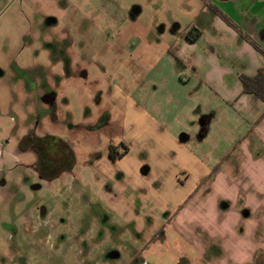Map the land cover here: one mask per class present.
<instances>
[{"label":"rangeland","instance_id":"rangeland-1","mask_svg":"<svg viewBox=\"0 0 264 264\" xmlns=\"http://www.w3.org/2000/svg\"><path fill=\"white\" fill-rule=\"evenodd\" d=\"M71 1L0 2V264H264V243L255 255L243 246L250 224L237 225L207 178L180 174L176 149L154 140L158 124L165 131L175 124L165 108L167 48L196 22L202 0H74L91 43L78 44L69 63L55 56L62 27L50 22L67 15ZM42 133L66 145L57 147L61 158L72 154L51 182L16 165H32L29 152L9 155L23 136ZM42 204L45 218L34 210ZM230 208L225 222L215 221L216 210ZM57 232L68 258L55 255ZM111 251L120 259L108 261Z\"/></svg>","mask_w":264,"mask_h":264},{"label":"crops","instance_id":"crops-1","mask_svg":"<svg viewBox=\"0 0 264 264\" xmlns=\"http://www.w3.org/2000/svg\"><path fill=\"white\" fill-rule=\"evenodd\" d=\"M202 2L196 22L167 48L173 74L164 81L165 91H169L165 108L172 116L169 122L173 119L175 124L167 131L158 124L154 140L162 142L163 148L176 149L173 157L178 160L180 174L207 178L211 192L219 191L216 202L233 208L235 223L250 224L241 235L243 246L257 248L258 241L264 243V228L259 224L264 221V105L243 94L239 76L253 77L261 69L264 72V0ZM207 4L219 9L232 26ZM192 27L199 32L194 42L187 38ZM153 106L154 111L159 109ZM124 153L123 157L128 151ZM144 173L148 175L150 169ZM223 187L234 189L235 194L226 197L221 193ZM230 210H216L215 221L221 225ZM92 254L90 250L87 255L91 261ZM243 254L245 257L249 252Z\"/></svg>","mask_w":264,"mask_h":264},{"label":"flooded vegetation","instance_id":"flooded-vegetation-1","mask_svg":"<svg viewBox=\"0 0 264 264\" xmlns=\"http://www.w3.org/2000/svg\"><path fill=\"white\" fill-rule=\"evenodd\" d=\"M58 2L63 3L64 0H57ZM69 3V2H68ZM72 4L69 5V10L67 13V15H64V17H62V19L51 20V24L53 27H62L61 28V32H60V38L58 39V43L60 44V46L57 47V51L55 50V56L57 57H61L66 58L65 56H67V61L70 63V59L72 58V56L74 55L75 57V50H76V46L78 44H82L83 47L89 45L91 43V35H90V28L88 29L87 27V22H80V18H78L77 15V10L74 7L76 2H74V0L71 1ZM71 7V8H70ZM64 8V7H63ZM89 24V22H88ZM81 25H86V26H81ZM66 29V32L63 33V31ZM63 45L67 46V49L64 50L63 49ZM80 55L82 54L83 56H86V49H81L79 51ZM76 69V68H75ZM80 75L81 77L85 78L86 77V71L85 70H81L80 71ZM44 101L45 104L50 105L51 107H55V99L54 97L51 96H46L44 97ZM103 116V113L101 114V117ZM103 125V124H102ZM40 138H46V141L48 142V145L45 146V148L43 149V147L41 146L40 142L42 139ZM57 140L55 135H51V134H47V133H42V134H32V135H26L23 136L21 138V140L19 141V143L16 145L15 149H12L10 151V157H14V154L16 153V151L19 152V154L21 155H26L27 152H29L32 156H35V161L32 165H23V163H17L16 165H18L19 167H25L26 171L29 172V175H32L31 177H34L40 181H47V182H51L53 180H56L59 178V176H62L67 170H62L63 168H66V164L63 161L59 160L60 157V153H58V149L56 147L52 148L49 146V143L52 141ZM41 146V148H40ZM52 146V145H51ZM51 148V149H47V148ZM17 155V154H16ZM40 158H44V159H49L54 165L52 167L54 172H59L56 176H54L51 179H45L42 174H48L49 170L47 168H45L44 164L42 162H40ZM42 161V160H41ZM30 181L28 183V189L30 188ZM31 190V189H30ZM32 190H39L38 184L34 185ZM23 203V202H22ZM24 209H27V204H25L23 206ZM36 212H38V216L41 218H45L48 214L47 212V208L46 206L42 205H36L35 209ZM41 210L43 211V215H41ZM56 238V241L62 245L59 246H55L57 247V256L59 257H63L68 258L69 254H73L72 252H70V250L68 249V247H65L66 243H62V241L65 242V238L63 233L61 232H57L54 236ZM67 242V241H66ZM69 243V242H68ZM50 249H53V247H51ZM69 250V251H68ZM85 250V248H84ZM84 250L80 253H86L84 252ZM66 252V254L64 253ZM88 255V254H87ZM108 259V261L111 262L112 261H117L120 259V254L118 252H114L111 251L109 254L106 255ZM103 262H107V261H103ZM97 263V261L95 262ZM85 264V263H84ZM131 264H137V262L133 263L131 262Z\"/></svg>","mask_w":264,"mask_h":264},{"label":"trees","instance_id":"trees-1","mask_svg":"<svg viewBox=\"0 0 264 264\" xmlns=\"http://www.w3.org/2000/svg\"><path fill=\"white\" fill-rule=\"evenodd\" d=\"M207 6L216 14L218 15L223 21H225L227 24L231 25L229 20L226 18V16L219 10L217 9L215 6L211 5V4H207ZM232 26V25H231ZM199 37V32L195 29V28H191L188 33H187V38L194 42L197 38ZM239 80L242 86V90H243V94L246 95H252L255 98L259 99L263 105H264V72L263 70H259L253 77H248L245 75H240L239 76ZM41 146L43 147V149L45 148V146L48 145V142L46 141V138L42 139L41 141H39ZM52 145V146H51ZM40 146V148H41ZM49 146L54 148V147H64L66 148V145L63 144L59 139L52 141V143H49ZM47 148V149H51V148ZM58 149V148H57ZM125 154V153H124ZM124 155H121V158ZM63 158L59 157L60 161L63 160H68L69 163L66 165V168H63L62 170H67V168H69L68 166L71 165L72 162V154L70 153L69 150L64 151V156H62ZM44 159V158H43ZM42 158H40V162H42L41 160H43ZM47 161V169L49 170L48 174H42V176L45 179H51L54 176H56L59 172H54L52 167H53V163L49 160V159H44ZM43 163V162H42Z\"/></svg>","mask_w":264,"mask_h":264},{"label":"water","instance_id":"water-1","mask_svg":"<svg viewBox=\"0 0 264 264\" xmlns=\"http://www.w3.org/2000/svg\"><path fill=\"white\" fill-rule=\"evenodd\" d=\"M41 215H43V211L41 210Z\"/></svg>","mask_w":264,"mask_h":264}]
</instances>
